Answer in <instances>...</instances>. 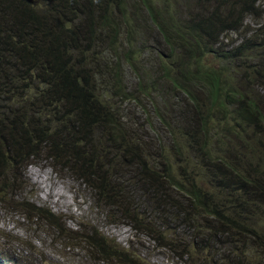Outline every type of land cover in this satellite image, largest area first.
<instances>
[{
    "label": "trees",
    "instance_id": "trees-1",
    "mask_svg": "<svg viewBox=\"0 0 264 264\" xmlns=\"http://www.w3.org/2000/svg\"><path fill=\"white\" fill-rule=\"evenodd\" d=\"M262 5L0 0V205L45 223L67 247H92L90 261L141 264L23 196L24 167L43 158L184 264H264V21L242 27ZM150 31L158 65L143 57ZM125 67L138 72L134 85ZM176 227L189 245L173 239ZM28 258L9 251L0 264Z\"/></svg>",
    "mask_w": 264,
    "mask_h": 264
},
{
    "label": "rangeland",
    "instance_id": "rangeland-1",
    "mask_svg": "<svg viewBox=\"0 0 264 264\" xmlns=\"http://www.w3.org/2000/svg\"><path fill=\"white\" fill-rule=\"evenodd\" d=\"M261 8L263 10L260 16L259 14L246 16L242 25L246 28V33L250 32V28L254 29L264 21V5ZM149 35L152 36L148 38V49L143 57L154 61L156 59L155 62L158 65L157 59L159 58L152 51L155 46L153 43L156 34L154 31H150L146 33L145 37L147 38ZM241 37V31L228 33V39L234 42L241 41ZM158 43L160 44L159 48H165L161 40ZM138 59L136 58L135 61ZM136 73L128 67L125 69V77L130 85L137 82ZM147 105L150 108L149 101H147ZM150 116L151 114L148 115V118ZM150 120H153V117ZM153 123L158 127L160 125L163 129L162 123L159 124L158 121ZM259 138L261 136L256 137V140ZM215 141L216 138L214 137L211 141L212 144H215ZM227 142H231L229 137H227ZM23 176L24 182H26L22 192L23 196L28 201L47 208L60 217L62 216L66 228L73 231H86L87 234L92 229H96L110 240L113 239L119 247L132 251L135 256H139L141 264H184L183 261L172 256L167 249L160 246L154 238L136 231L121 217H114L118 215L115 209L110 211L113 216H106L107 210L96 203L88 185L70 173L54 170L47 160L39 158L26 164L23 169ZM144 199L140 192L134 193L135 203L143 207L142 210L145 214L152 213V207ZM171 226L173 227L174 224L172 223ZM52 232L45 223L36 218L25 220L20 213L7 210L0 205V234L5 235L0 238V255L11 251L19 254L20 257L22 254L29 260L30 254L33 259L31 264H113V259L109 262L90 261L89 258L85 257V254L89 257L95 256L94 253L96 252L92 247L89 251H86L85 248L82 249L83 247H67L64 245L67 242L66 238H58L52 235ZM67 232L64 231V233ZM175 233L173 239L179 241L181 247L189 245L192 238L186 234V230L176 227ZM25 264L27 263L25 262Z\"/></svg>",
    "mask_w": 264,
    "mask_h": 264
},
{
    "label": "clouds",
    "instance_id": "clouds-1",
    "mask_svg": "<svg viewBox=\"0 0 264 264\" xmlns=\"http://www.w3.org/2000/svg\"><path fill=\"white\" fill-rule=\"evenodd\" d=\"M130 252H132V251H130Z\"/></svg>",
    "mask_w": 264,
    "mask_h": 264
}]
</instances>
